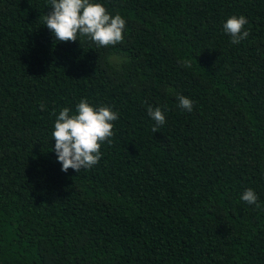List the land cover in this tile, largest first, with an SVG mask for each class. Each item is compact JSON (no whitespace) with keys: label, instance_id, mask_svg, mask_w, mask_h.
Returning a JSON list of instances; mask_svg holds the SVG:
<instances>
[{"label":"trees","instance_id":"16d2710c","mask_svg":"<svg viewBox=\"0 0 264 264\" xmlns=\"http://www.w3.org/2000/svg\"><path fill=\"white\" fill-rule=\"evenodd\" d=\"M90 2L122 43L59 42L51 0H0V264H264V0ZM81 100L118 119L65 173L52 133Z\"/></svg>","mask_w":264,"mask_h":264},{"label":"clouds","instance_id":"9594fccd","mask_svg":"<svg viewBox=\"0 0 264 264\" xmlns=\"http://www.w3.org/2000/svg\"><path fill=\"white\" fill-rule=\"evenodd\" d=\"M52 11L45 15V25L59 42H76L78 36L87 37L98 47L115 46L123 42L125 20L120 15L112 16L100 3L90 0H51ZM248 23L244 16H232L223 25L224 30L231 36V43L239 44L249 36L244 30ZM190 67V64H186ZM179 106L191 112L193 101L180 95L177 96ZM43 105L41 109L43 110ZM70 109L64 108L57 117L52 133L55 140V153L62 171L72 169H90L101 159V145L107 141L111 143L114 136L113 122L118 119V113L109 107L98 109L90 106L86 100L76 107L75 115H70ZM148 115L156 125L165 123V116L160 108L149 107ZM157 129L153 128V133ZM241 199L249 205H256L258 197L249 188Z\"/></svg>","mask_w":264,"mask_h":264}]
</instances>
